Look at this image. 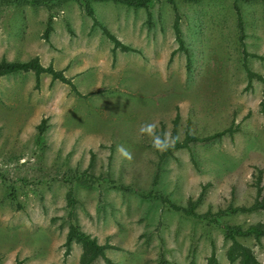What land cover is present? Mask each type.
I'll use <instances>...</instances> for the list:
<instances>
[{"label":"rangeland","instance_id":"1","mask_svg":"<svg viewBox=\"0 0 264 264\" xmlns=\"http://www.w3.org/2000/svg\"><path fill=\"white\" fill-rule=\"evenodd\" d=\"M174 5L186 50L175 49L173 4L154 1L148 18L144 7L92 1L99 21L134 49L122 51L112 50L77 1L0 0V59L37 55L65 68L79 92L47 73L37 86L32 71L0 77V264H78L79 243L64 254L68 184L61 176L71 170L88 167L179 204L203 189L199 211L252 201L259 171L264 183V83L248 84L245 67L264 76V59L248 54L264 57V0H238L242 41L232 0ZM230 125L239 130L162 160L154 146L156 138L170 144L186 131L201 136ZM99 180L74 183V221L114 246L105 250L112 264H205L212 247L218 264H237L225 256L229 240L220 227ZM221 221H264V209ZM241 240L264 264V236Z\"/></svg>","mask_w":264,"mask_h":264},{"label":"trees","instance_id":"2","mask_svg":"<svg viewBox=\"0 0 264 264\" xmlns=\"http://www.w3.org/2000/svg\"><path fill=\"white\" fill-rule=\"evenodd\" d=\"M48 1V0H47ZM54 1V0H53ZM57 1V0H56ZM77 1L83 11L91 18L92 26L98 25L105 36L112 42V50L115 48H120L122 51L134 50L131 46L123 43L119 38H117L111 31H109L96 17L94 8L92 6V1H110L113 3L123 4L125 6L130 7H144L146 9L147 17L150 18V10L149 6L154 1L160 0H74ZM174 7L175 18L173 21V31L175 40L177 42L176 50H186L183 39L181 36V31L179 27V14L177 9L174 5L176 0H165ZM183 1H197V0H183ZM233 1V8L236 14L237 19V27L239 29V39L242 41L244 37V28H243V21L241 18V11L238 5V0ZM51 20L50 17L47 20L44 32L42 37L45 40H48V33L51 30ZM175 49L173 51H175ZM172 51V52H173ZM244 54L247 55V51L244 49ZM171 52V53H172ZM252 56H256L259 58L264 59L263 56L258 54H251ZM244 58L246 59V56ZM246 65V64H245ZM246 68V75L248 84L252 80V78H257L258 80L264 83V76L259 74L247 66ZM32 71L35 75V85H38L39 77L42 73H47L50 75L51 79L59 80L61 82L67 83L71 90L76 93H79L76 89L72 78L65 75L63 69H56L53 67L51 63L44 65L40 62L39 57L34 55L26 60H7L5 58L0 59V77L3 75L15 73V72H28ZM260 110H264V96L260 101ZM174 122H177V116L175 117ZM46 128L45 119L43 118L37 126L38 136H40ZM239 130V126H228L223 128L219 131H216L212 134H206L197 136L194 134L189 133L186 131L183 139L181 140H174L172 143L167 144V146L160 151L159 158L162 160L164 157L169 155L173 150L178 148H189L192 142L198 141L199 143H204L208 141H212L215 138H219L224 134L232 135L235 131ZM92 158H90L91 164ZM86 167L82 170H71L69 173L65 172L61 178L68 184L67 189L65 191V198H66V206L67 210V218H68V229L66 232V237L64 241V245L66 246L64 254H68L71 242H76L80 244L81 252L78 258V264H92V262L100 257L103 259V264H112V260L106 256L105 250L111 247H114L109 242L100 243L97 241L96 237L90 235L89 233L82 230L79 225L74 221V214L73 209L74 205L77 202V198L74 194V183H101L99 179L107 184H110L112 187H117L121 190L125 191H136L142 198L146 199H154L159 201L163 206L177 211L183 215L190 216L196 219H200L202 221H206L208 223H213L214 225L220 227L223 230L224 237L229 240V244L225 250V256L228 261L234 262L236 261L237 264H259L258 258L255 255L252 248L244 243L241 238L252 236L256 239L264 236V221H256L253 223H249L247 225H242L239 223H225L221 221V218L233 214L236 212H252L256 210L264 209V183L262 182V174L259 171L252 182V185L255 187V194L253 196L252 201L249 204H228L226 206L217 208L216 210L207 209L206 211H199L197 210V206L203 200V189L200 190L199 194L195 198H188L186 204H179L175 203L170 198L161 193L157 190L149 189V190H141L137 188H133L129 185H125L122 183H117L113 179H110L106 176H95L93 175ZM157 182V174L154 177L152 185L155 186ZM12 195V192H10ZM14 198V197H11ZM162 264L163 261H162ZM205 264H218V259L216 256V252L214 247L211 248L209 254L206 256V263Z\"/></svg>","mask_w":264,"mask_h":264},{"label":"clouds","instance_id":"3","mask_svg":"<svg viewBox=\"0 0 264 264\" xmlns=\"http://www.w3.org/2000/svg\"><path fill=\"white\" fill-rule=\"evenodd\" d=\"M148 127L151 128L152 125H149ZM154 146L163 150L167 146V141L161 140L160 138H156L154 140Z\"/></svg>","mask_w":264,"mask_h":264}]
</instances>
